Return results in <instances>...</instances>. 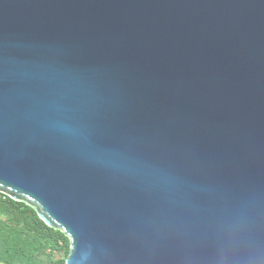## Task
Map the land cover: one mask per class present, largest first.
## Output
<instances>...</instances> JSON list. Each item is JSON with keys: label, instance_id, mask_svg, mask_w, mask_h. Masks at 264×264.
<instances>
[{"label": "water", "instance_id": "95a60500", "mask_svg": "<svg viewBox=\"0 0 264 264\" xmlns=\"http://www.w3.org/2000/svg\"><path fill=\"white\" fill-rule=\"evenodd\" d=\"M0 194L66 264H264V0H0Z\"/></svg>", "mask_w": 264, "mask_h": 264}, {"label": "trees", "instance_id": "16d2710c", "mask_svg": "<svg viewBox=\"0 0 264 264\" xmlns=\"http://www.w3.org/2000/svg\"><path fill=\"white\" fill-rule=\"evenodd\" d=\"M69 253L70 239L62 231L47 226L25 203L0 194V264H66Z\"/></svg>", "mask_w": 264, "mask_h": 264}, {"label": "rangeland", "instance_id": "374dc122", "mask_svg": "<svg viewBox=\"0 0 264 264\" xmlns=\"http://www.w3.org/2000/svg\"><path fill=\"white\" fill-rule=\"evenodd\" d=\"M63 256L62 254H59V257Z\"/></svg>", "mask_w": 264, "mask_h": 264}]
</instances>
